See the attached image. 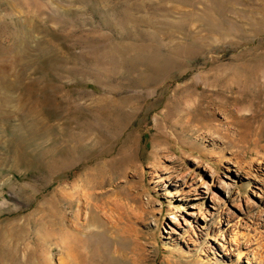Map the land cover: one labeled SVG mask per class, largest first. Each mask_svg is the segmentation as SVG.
Here are the masks:
<instances>
[{"label":"rangeland","instance_id":"1","mask_svg":"<svg viewBox=\"0 0 264 264\" xmlns=\"http://www.w3.org/2000/svg\"><path fill=\"white\" fill-rule=\"evenodd\" d=\"M209 99L234 136L192 133ZM239 135L264 151V0H0V264H264Z\"/></svg>","mask_w":264,"mask_h":264},{"label":"bare ground","instance_id":"2","mask_svg":"<svg viewBox=\"0 0 264 264\" xmlns=\"http://www.w3.org/2000/svg\"><path fill=\"white\" fill-rule=\"evenodd\" d=\"M218 79H219L218 77H213V80L215 82L218 81ZM189 89H190V87H189ZM188 94H189V92H188ZM196 94H197V92H196ZM190 96H192V95L190 94ZM225 101H215V102H213V101H210V99H209V100H207V103L205 105H201L200 103H196L189 110H186L184 108L183 111H182V116H183V112L184 113H188V112L189 113H192V110L199 112V111H201L203 109L204 110V113H205L194 124V126H196V127L193 129L194 131L192 130V133L198 132L197 133V136H199V137L202 136V135H206V133H209L212 136H213V134H215L214 137H219V138H224V137L228 136L229 134H232L234 136L235 135V132L237 133L240 130V128L230 118V106L228 104L229 102L227 101L228 102L227 103ZM182 107H184V106H182ZM167 108H169V107H167ZM172 110H174V109H172ZM217 110H219L220 112H222L223 115H224V117H223V120H220V121H217V122L215 121L214 122L212 120L211 116ZM192 118H193V115H191V119ZM200 129H204V130L199 131ZM230 141L231 142H226V146H230V147H234L235 146L237 149L241 150L246 156L249 157V159H250L249 162L250 161H254V160L258 159V158H260V159H263L264 158V154H263L264 151H261L262 149H258L256 145L245 144L243 142V140H242L241 135L237 136L235 139H233V141L232 140H230ZM241 166L242 167H248L247 164L246 165L244 164V166H243V163H242ZM65 237H69L70 244H71L70 247H72V248L73 247H76V245L84 246L86 244L83 241H81V239L78 237V235L76 233H71L69 235H66ZM248 263L251 264V261H248Z\"/></svg>","mask_w":264,"mask_h":264}]
</instances>
